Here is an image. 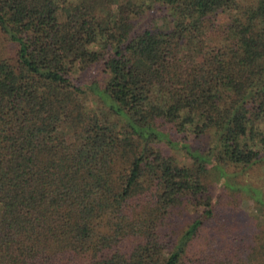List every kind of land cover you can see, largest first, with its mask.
Here are the masks:
<instances>
[{
	"label": "trees",
	"instance_id": "16d2710c",
	"mask_svg": "<svg viewBox=\"0 0 264 264\" xmlns=\"http://www.w3.org/2000/svg\"><path fill=\"white\" fill-rule=\"evenodd\" d=\"M0 31V264H264V0H0Z\"/></svg>",
	"mask_w": 264,
	"mask_h": 264
},
{
	"label": "rangeland",
	"instance_id": "374dc122",
	"mask_svg": "<svg viewBox=\"0 0 264 264\" xmlns=\"http://www.w3.org/2000/svg\"><path fill=\"white\" fill-rule=\"evenodd\" d=\"M13 49V50H12ZM14 51V44L9 40L6 35L0 31V58L5 57L8 54H12Z\"/></svg>",
	"mask_w": 264,
	"mask_h": 264
}]
</instances>
